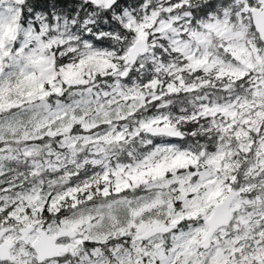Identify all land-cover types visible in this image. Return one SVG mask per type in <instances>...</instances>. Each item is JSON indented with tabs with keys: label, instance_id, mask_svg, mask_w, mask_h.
Instances as JSON below:
<instances>
[{
	"label": "snow or ice",
	"instance_id": "6c2138e0",
	"mask_svg": "<svg viewBox=\"0 0 264 264\" xmlns=\"http://www.w3.org/2000/svg\"><path fill=\"white\" fill-rule=\"evenodd\" d=\"M0 264H264V0H0Z\"/></svg>",
	"mask_w": 264,
	"mask_h": 264
}]
</instances>
